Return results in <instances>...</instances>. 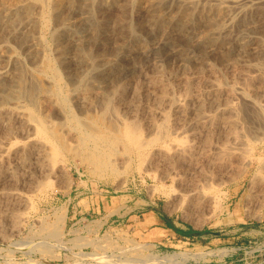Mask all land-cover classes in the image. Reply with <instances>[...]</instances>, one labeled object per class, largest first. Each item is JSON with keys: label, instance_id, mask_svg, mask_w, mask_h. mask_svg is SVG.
I'll return each instance as SVG.
<instances>
[{"label": "rangeland", "instance_id": "1", "mask_svg": "<svg viewBox=\"0 0 264 264\" xmlns=\"http://www.w3.org/2000/svg\"><path fill=\"white\" fill-rule=\"evenodd\" d=\"M5 1L0 0V9L4 13L14 7L12 2L18 1V3L15 2V6L24 1L33 3L32 12L35 21L33 25L24 27V30H31L34 36L41 39L38 43L31 42L30 44L28 42L27 45V42L23 43L15 32L22 27L20 21L17 23L19 26H16L15 22L12 27L7 23L0 22V70L4 65L7 66V76H10L8 84H11L10 86L15 89L17 82H14L13 78H16L21 71L24 72V76L28 75V78L25 77L28 87L35 85L34 83L39 79L45 80L42 83L48 94L44 95L43 92L38 95L39 91L35 94L39 97L36 96L33 99L22 97L9 102H3L0 99V264H75L72 255H81L80 248L73 247L69 240L82 235L96 237L100 233L101 236L109 226L119 224L126 225L127 228H134L137 240L152 241L160 245L155 249L151 245L149 250L133 252L140 257L150 253L160 256L157 254L158 251H179L182 253L172 254L176 256L182 254L183 259L177 258L175 262L182 264L187 259L185 252L194 250L204 258L205 261L201 264H264V112H262L264 111V78H261L262 72H264V9L250 18L251 21L246 25L251 24V26L238 25L235 26L236 29L233 28L234 31L232 29L230 32L232 37L229 35L230 42H232L231 45L229 44V52L219 49L203 54L193 48L189 50L186 47L183 48L185 44L177 30L158 28L155 31L156 39L146 34L148 28L144 24H147L150 18L151 0H137L138 4L133 9L130 6L131 0L113 2L112 0H97L96 8L97 11L100 10L99 17L108 21L105 23L110 36H108L106 44H96L95 48L106 52L111 58L121 42L119 31L115 28L117 24H113L119 22L118 20L122 18L123 14L126 16L123 18L140 20L144 27L142 39L136 46L138 53L126 56V59H130L134 65V71L137 72H134L133 69L132 72L129 71L130 69L121 72L113 70L111 73L114 74V78H112L107 77L109 75L104 72V66L99 67L95 72L91 71L88 65L84 61H80L79 56H76L74 47L68 48L69 52H66L63 59L58 57L57 40L55 35L53 37L54 31L58 27L56 25L58 16L55 8L53 11L51 10L56 1H61L60 11L63 15L66 13L65 16L68 18L71 14L72 17L70 16L69 20L75 21L76 19L78 21L80 15L82 17L84 13L74 11L73 7H69L75 0ZM63 1L65 2L63 3ZM179 1L181 3H178ZM185 1L175 0L174 3L168 4L169 6H163L159 12L170 17L175 13V9L179 5H183ZM51 3L53 4L51 5ZM36 20H39L38 25H36ZM31 26L36 27H33L34 32ZM83 30L82 34H87L89 31L88 27ZM204 30L205 27L200 26L193 33V44L201 37ZM18 33L20 32L18 31ZM239 33L242 37L238 35ZM81 36L78 34V37ZM161 36L165 40L166 38L171 39L174 43H170L168 48L165 46L162 53L149 54L148 58L142 51L157 45V42L162 40L159 38ZM243 39L246 42L243 41L241 44ZM239 43L241 46L238 45ZM35 45L40 49H37ZM29 46H34V48ZM11 51L19 55L18 57L21 56L20 69L5 63L7 57L12 53ZM86 66L88 70H86ZM141 68L143 71L140 70ZM159 69H162V72ZM66 71H70V74ZM213 72L214 74H211ZM35 73L38 74L39 79L36 78ZM102 74L103 76H101ZM156 74H160L159 82L151 80ZM82 75H87L86 80L84 79L85 82L78 80V77ZM94 79L100 80L98 86H92ZM185 80L187 83L191 80L190 83L195 85L192 87L190 85L188 90L185 87L187 86ZM87 82H91V84ZM55 84L58 87H54ZM230 85L235 89L245 88L254 102L246 101L239 95L234 96L233 92L230 94L227 91L228 87H231ZM161 89L166 93L164 91L162 93ZM51 91L53 92L49 94ZM107 93L114 94L108 99V97H104ZM121 93L124 95L123 97H121ZM95 95L97 96L94 97ZM116 95L118 96L116 97ZM250 104H255L256 109H253ZM178 105H181L182 108H179ZM16 107L20 113L16 112L18 110ZM34 115L38 121L35 120ZM29 118H34L35 121L29 120L28 122ZM201 121H205V123L200 124ZM27 122L29 125L33 124L29 126ZM42 122L46 127L48 126L49 136L47 135V137L49 140L45 133L39 132L38 134V131H35L36 126ZM108 122H112V125ZM129 124L138 126L140 134L137 132V140L132 139L134 135L128 131ZM11 125L12 128H10ZM227 126L232 129H228ZM55 130L57 131L55 132ZM111 130L114 134L110 132ZM163 131L173 132L174 135L183 139V145L194 148V157L199 162L201 170L198 167V171H194L198 174L192 173L194 175L191 177L194 185L192 187L195 188L193 195L184 194L187 182L174 179L172 165L162 163L163 160H160L155 152L165 148L162 141L163 133H165ZM111 135H114V139ZM115 135L120 138L118 137V139ZM59 137L66 140L63 141ZM103 138H106V141ZM141 138L146 139L142 140ZM154 138H157V142H154ZM109 139L112 140L109 141ZM184 140L187 141L184 142ZM129 141L130 143H126ZM61 142L65 144L67 142L68 147ZM173 142L176 141L173 140ZM127 145L129 149H127ZM114 146L118 148L115 150ZM7 148H10L11 153L7 154L5 151ZM24 151H27V155L24 154ZM44 154L45 156H43ZM223 160L226 161V164L220 167ZM98 161H102L106 165V168H101L103 172L99 169ZM65 208L68 209V214L64 232L68 244H61L54 239L47 240L57 254L60 253L58 256L45 255L41 251L33 249L32 245L36 241L38 243L35 244H39L45 238L46 231L42 229V224L53 223L56 213ZM15 214L19 215L18 225L13 221ZM155 216L169 219L182 232L178 233L173 228L167 230L170 227L166 221L154 223ZM146 225L151 226L146 228ZM190 229L198 230L200 234L190 235L188 233ZM139 243L142 244V242ZM83 247L81 249L91 255L86 257L87 262L78 264H97L98 261L91 258L95 246L85 244ZM71 249L75 250V254H70ZM129 256L133 257L134 255ZM98 264L109 263L99 261ZM153 264H160V262Z\"/></svg>", "mask_w": 264, "mask_h": 264}, {"label": "bare ground", "instance_id": "2", "mask_svg": "<svg viewBox=\"0 0 264 264\" xmlns=\"http://www.w3.org/2000/svg\"><path fill=\"white\" fill-rule=\"evenodd\" d=\"M5 1V0H4ZM21 1V0H20ZM39 1V0H38ZM105 1V0H104ZM108 1V0H107ZM113 1H116V0H112ZM141 1V0H139ZM147 1V0H146ZM152 1V9H151V14H150V18H149V21L147 22V24H144V25H147V32L146 34H148L149 36H153L152 38L156 39L155 37V31H157L158 28H171V29H174V30H177L178 33H180L181 37H182V40H183V43L185 44L184 47L188 48V50L190 48H193L194 50H197L203 54H205V52H213V51H216V50H221V49H225L226 51L225 52H229V44L232 42H230L231 38L230 36L232 37V35H230V32H232V29H236L235 26H238V25H246L249 23L250 18L252 16H255V14H259V12L261 10L264 9V0H186L184 2L183 5H179L174 11L175 13H173V15H171L170 17H167L163 14H161L159 11L160 9L165 6V5H168V4H172L174 3L175 0H151ZM149 1V2H151ZM6 2V1H5ZM18 3V1H15ZM15 2L13 3L12 2V5L14 6L13 8H10L6 13H4L3 10L0 9V22H4L7 23L8 26H13L16 22V26L18 25L17 23H19V21L21 22L22 24V27L20 29H18V31L20 33H18V31H15L17 33V36H20L21 38V41H23V43H26L27 42V45H28V42H31L32 43H38L40 41L39 37L37 36H34L33 33L31 32V30H28V31H25L24 30V27L27 28L26 26L28 25H33L34 23V18H33V12H32V4L30 1H24V2H21L19 4H17L15 6ZM53 2V1H52ZM65 1H63L64 3ZM70 2V1H69ZM68 2V3H69ZM99 2V1H98ZM111 2V1H110ZM119 2V1H118ZM2 3V2H1ZM47 3V2H46ZM54 3V2H53ZM51 3V5L53 4ZM68 3H66L68 5ZM96 3H97V0H75L71 5L69 6L70 8L73 7L72 10L74 11H82V13H84V15L81 17L80 15V19L78 21H70L69 20V17L71 16H65L66 13H62V11H60V8H61V1H56L55 2V5H53L54 7H52V10H54L55 8V11L57 13V16H58V24L56 23V25H58V27H56L57 29H55L54 31V34H53V37L55 35V38L57 40V49L56 51L58 50L59 51V54H58V57H60V59H63L64 58V55H66V52H69L68 51V48L70 47H74V49L76 50L75 53L77 54L76 56L80 58V61H84L88 67L90 68L91 71L95 72L96 70L99 69V67L101 66H104V72H106L107 77H112L114 78V74L111 73V71L113 70H118V71H122V70H125V69H130L129 71L132 72V69L134 71V65L130 62V59H126V56H130V55H133V53H138V49L136 48L137 46V43L142 39V36H143V25L142 23L140 22V20L138 21H135L133 20L132 18H123L125 16V14H123L122 12V18L120 20H118L119 22H116L115 24L113 25H116V29L119 31V34L120 37H121V42L118 46V49L117 51L115 52L114 56L111 58L109 56V54L107 55L106 52H102L101 50H98L95 48V45L96 44H106V42L108 41V36L109 33V29H108V26L106 25V21H104V19L100 18L99 17V14H100V10L97 11V8H96ZM130 6L132 7H136V5L138 4L137 3V0H131L130 1ZM178 3H181L180 1ZM183 3V2H182ZM101 4V2H100ZM103 4V3H102ZM109 4V3H108ZM5 5V4H4ZM70 5V4H69ZM129 5V4H128ZM3 6V5H1ZM98 6V4H97ZM107 6H110V5H107ZM169 6V5H168ZM4 7V6H3ZM12 7V6H11ZM106 7V6H105ZM167 7V6H166ZM8 8V7H7ZM108 8V7H107ZM125 8V7H124ZM168 8V7H167ZM166 8V9H167ZM175 8V7H174ZM6 9V8H5ZM99 9H102V8H99ZM104 9V8H103ZM130 9V8H129ZM128 9V10H129ZM131 9V10H132ZM135 9V8H134ZM165 9V7H164ZM35 10V9H34ZM67 11V10H66ZM69 11V10H68ZM102 11V10H101ZM105 11V10H104ZM138 11V10H137ZM164 11V10H163ZM163 11H161L162 13H164ZM103 12V11H102ZM132 12V11H131ZM169 12V11H168ZM68 13V12H67ZM81 13V14H82ZM106 13L108 14L107 10H106ZM119 13V12H118ZM133 13V12H132ZM170 13V12H169ZM53 14V12H52ZM55 14V13H54ZM69 14V13H68ZM74 14V13H73ZM106 14V15H107ZM67 15V14H66ZM102 15V13H101ZM121 15V14H119ZM118 15V16H119ZM169 15V14H168ZM48 16V15H47ZM54 16V15H53ZM104 16V14L102 15ZM261 16V15H259ZM72 17V16H71ZM78 17V16H77ZM75 17V18H77ZM106 17V16H105ZM126 17V16H125ZM38 18V17H37ZM79 18V17H78ZM71 19V18H70ZM119 19V18H118ZM253 19V18H252ZM259 20V19H258ZM39 20H36V25H38V22ZM106 22V23H105ZM3 24V25H4ZM2 25V26H3ZM6 25V26H7ZM46 25V24H45ZM55 25V26H56ZM19 26V25H18ZM200 26H204L205 27V30L203 31L204 33H202L200 36V38H198L197 42L195 44L192 43V35L193 33L200 27ZM248 26H251V24H249ZM246 25V27H248ZM5 27V26H4ZM15 27V26H14ZM32 27V26H31ZM34 27V26H33ZM32 27V31L34 28ZM85 27H88L89 31L87 34H82V30L85 28ZM8 28V27H7ZM23 28V29H22ZM54 28V27H53ZM238 28V27H237ZM242 28H245V27H242ZM252 28V27H251ZM201 29V28H200ZM233 29V31H234ZM250 29V27H249ZM253 29V28H252ZM15 30V29H14ZM112 30V28H111ZM240 30V29H239ZM85 31V30H83ZM167 31V30H166ZM199 31V30H198ZM202 31V30H200ZM252 31V30H250ZM34 32V31H33ZM237 32V30H236ZM234 33V32H233ZM36 34V32H35ZM78 34H82L81 37H78ZM165 34V33H163ZM38 35V34H37ZM176 35V34H175ZM179 35V36H180ZM230 35V36H229ZM236 35V34H235ZM238 35L241 36V33H239ZM1 36V35H0ZM251 36V35H250ZM113 37V36H112ZM146 37V36H145ZM175 37V36H173ZM237 37V36H236ZM242 37V36H241ZM245 37V35H244ZM18 38V39H20ZM117 38V37H116ZM147 38V37H146ZM160 39L162 38V40L158 41L157 42V45L155 46H151L150 48H147V49H144L142 51V53L146 56H148L149 54H155V53H162V51H164L163 49L165 48V46H167L168 48V45H170V43H174V41H172L171 39L168 40L166 38L163 39V37H159ZM180 38V37H179ZM234 38V37H233ZM258 38V37H257ZM262 38V37H261ZM148 39V38H147ZM151 39V38H150ZM175 39V38H174ZM197 39V38H196ZM237 39V38H236ZM235 39V40H236ZM239 39V38H238ZM241 39V38H240ZM260 39V38H258ZM75 42H74V41ZM178 40V39H176ZM155 41V40H154ZM157 41V40H156ZM179 41V40H178ZM239 41V40H238ZM243 41H245V39H243L241 42V44H243ZM257 41V40H256ZM74 42V44H73ZM194 42V41H193ZM235 42V41H234ZM246 42V41H245ZM42 43V42H41ZM262 43V42H261ZM29 44V45H30ZM40 44V43H39ZM44 44V43H43ZM139 44H142V43H139ZM150 44V43H149ZM152 44V43H151ZM230 44V45H231ZM249 44V42H248ZM148 45V44H147ZM154 45V43H153ZM182 45V43H181ZM180 45V46H181ZM240 45V43L238 44ZM245 45V44H244ZM262 45V44H260ZM37 47V45H35ZM234 46V45H233ZM236 46V44H235ZM241 46V45H240ZM249 46H252V45H249ZM8 47V45H7ZM11 47V46H10ZM24 47V46H23ZM30 47V46H29ZM41 47V46H40ZM141 47V46H140ZM182 47V46H181ZM244 47V46H242ZM263 47V46H262ZM30 48H34L33 47H30ZM29 48V49H30ZM39 47H37L38 49ZM112 48V47H111ZM146 48V47H145ZM179 48V47H178ZM240 48V47H239ZM248 48V47H247ZM26 49V48H25ZM40 49V48H39ZM116 49V48H115ZM31 50V49H30ZM166 50V49H165ZM243 50V49H242ZM245 50V49H244ZM27 51V50H26ZM41 51V50H39ZM38 51V53H40ZM105 51V50H104ZM141 51V50H140ZM175 51V50H173ZM185 51V50H184ZM12 53L7 57V61H3L5 63H9L8 65H11V66H14L18 69L21 68V56L18 57L19 55H17L14 51H11ZM14 52V53H13ZM17 52V51H16ZM29 53V51H27ZM36 52V51H35ZM72 52V51H71ZM188 52V51H187ZM37 53V52H36ZM182 53V52H181ZM198 53V52H196ZM74 55V53H72ZM184 54V53H183ZM194 54V52H193ZM220 54V53H219ZM35 55V54H34ZM48 55V54H47ZM140 55V54H139ZM142 55V54H141ZM188 55V54H187ZM224 55V54H223ZM30 56V55H29ZM143 56V55H142ZM179 56V55H178ZM227 56V55H226ZM4 57V56H3ZM39 57V56H38ZM66 57V56H65ZM74 57V56H73ZM68 58V56H67ZM71 58V57H70ZM149 58V56H148ZM182 58V57H181ZM184 58V57H183ZM182 58V59H183ZM208 58V57H207ZM226 58V57H225ZM230 58V57H229ZM35 59V58H34ZM59 59V58H57ZM135 59V58H134ZM138 59V58H137ZM46 60V59H45ZM67 60V59H66ZM58 61V60H57ZM133 61V60H131ZM190 61V60H189ZM66 61H64L65 63ZM78 62V61H77ZM76 62V64H77ZM203 62V61H202ZM229 62V61H228ZM38 63V62H37ZM42 63V62H40ZM45 63V62H44ZM48 63V62H46ZM58 63V62H57ZM59 63H60V60H59ZM58 63V64H59ZM67 63V62H66ZM85 63H80V64H85ZM203 63H206V62H203ZM51 64V62L49 63V65ZM54 64V62H53ZM62 64V63H61ZM74 65V64H73ZM71 65V66H73ZM211 65V64H210ZM209 65V66H210ZM25 66V65H24ZM47 66V65H46ZM56 66V64H55ZM60 66V65H59ZM63 66V65H61ZM68 66V65H67ZM70 66V67H71ZM78 66V64H77ZM80 66H83V65H80ZM208 66V67H209ZM37 67V66H36ZM51 67V66H50ZM54 67V66H53ZM76 67V65H75ZM88 67L86 66V70H88ZM184 67V66H183ZM190 67V66H189ZM45 68V67H44ZM47 68V67H46ZM64 68V67H63ZM66 68V66H65ZM69 68V67H68ZM164 68V67H163ZM188 68V67H187ZM213 68V67H211ZM215 68V67H214ZM260 68V67H259ZM58 69V68H57ZM80 69V68H78ZM210 69V68H208ZM216 69V68H215ZM16 70V69H15ZM47 70V69H46ZM49 70V69H48ZM64 70V69H63ZM71 70H74V69H71ZM76 70V69H75ZM84 70V71H86ZM142 70V68L140 69ZM158 70V69H157ZM162 70V69H161ZM159 69V71H161ZM164 70V69H163ZM260 70V69H259ZM17 71V70H16ZM19 71V70H18ZM21 71V70H20ZM19 71V72H20ZM25 71V70H24ZM60 71V70H59ZM143 71V70H142ZM10 72V71H9ZM29 72V71H28ZM31 72V71H30ZM32 72H35V71H32ZM58 72V71H57ZM68 72V71H66ZM70 72V71H69ZM68 72V74H70ZM76 72V71H75ZM98 72V71H97ZM119 72V73H120ZM134 72H137V71H134ZM162 72V71H161ZM13 73V72H12ZM27 73V72H26ZM37 73V72H36ZM35 73V75H36ZM73 73V71H72ZM71 73V74H72ZM77 73V72H76ZM89 73V72H88ZM118 73V74H119ZM157 73V72H156ZM159 73V72H158ZM199 73V72H198ZM15 74V73H14ZM13 74V75H14ZM40 74V73H39ZM55 74V73H54ZM62 74V73H61ZM66 74V73H65ZM74 74V73H73ZM123 74V73H122ZM133 74V73H132ZM131 74V75H132ZM211 74H214L211 73ZM8 75V71H7V66L4 65L1 70H0V91H1V94H0V99L3 101V102H9L10 100H13V99H20L22 97H29V98H32L36 96H38L40 93H43L44 95H47V91L44 89V86H43V83L45 82L40 80L38 77V74L36 75L39 79V81H36L34 84L35 85H32L30 87H28L26 84H27V81L25 80V77L28 78L26 75L24 76V72H20L18 74V76L16 78H13L14 82H17V88H13L11 87L10 85L11 84H8V77L10 76H7ZM11 75V74H10ZM16 75V74H15ZM43 75V74H42ZM67 75V74H66ZM78 75V73H77ZM76 75V76H77ZM96 75V74H95ZM116 75V74H115ZM139 75V73H138ZM12 76V75H11ZM30 76V75H29ZM41 76V75H40ZM57 76V75H55ZM69 76V75H68ZM93 76V75H92ZM103 76V74L101 75ZM212 76V75H211ZM43 77V76H42ZM61 77V76H60ZM75 77V76H74ZM73 77V78H74ZM159 77H160V74H156L151 80H153V82H157L159 80ZM264 78V72H262V76L261 78ZM76 78V77H75ZM80 81H84V79L86 80L87 78V75L84 76H79L78 77ZM91 78H94V77H91ZM119 78V77H117ZM140 78V77H139ZM147 78V77H146ZM217 78V77H216ZM104 79H105V76H104ZM56 80V79H55ZM91 80V79H89ZM103 80V79H101ZM110 80H113V79H110ZM137 80V79H136ZM149 80V78L147 79V81ZM160 80H161V77H160ZM162 80H163V77H162ZM187 80V79H186ZM185 80V81H186ZM11 81V80H10ZM29 81V80H28ZM33 81V80H31ZM88 81V80H87ZM99 79H94L92 80V86H98V83H99ZM114 81V80H113ZM117 81V80H116ZM146 81V80H145ZM188 81V80H187ZM186 81V83H187ZM190 82H192L191 80H189ZM43 82V83H42ZM49 82V81H48ZM60 82V81H59ZM62 82V80H61ZM85 82V81H84ZM108 82V81H107ZM140 82V81H139ZM152 82V81H151ZM150 82V83H151ZM159 82V81H158ZM188 82V83H190ZM215 82V81H214ZM33 84V82H31ZM69 83V82H68ZM88 84H91V82H87ZM103 83V82H102ZM109 83V82H108ZM149 83V85H150ZM187 83V86H185L188 90L190 89V85L191 87L194 86L192 85L191 83L188 84ZM195 83V82H194ZM197 83V82H196ZM221 83V82H220ZM50 84V82H49ZM111 84V82H110ZM114 84V83H113ZM112 84V85H113ZM138 84V83H137ZM182 84V83H181ZM214 84V83H213ZM13 85V84H12ZM29 85H31L29 83ZM57 84H55L54 87H58L56 86ZM102 85V84H101ZM126 85V84H125ZM179 85V84H178ZM215 85V84H214ZM220 85V84H219ZM234 85V84H232ZM232 85H230L231 87H228V90L230 94H234V96L236 95H239L240 97H243L246 101H249V102H254L252 99H251V96L248 95V93L246 92L245 88H241L239 87L238 89H234L232 88ZM100 86V85H99ZM106 86V85H105ZM109 86V85H108ZM135 86V85H134ZM159 86V85H158ZM163 86H165L163 84ZM218 86V85H217ZM76 87V86H74ZM87 87V86H86ZM113 87V86H112ZM156 87V86H154ZM198 87V86H197ZM220 87V86H219ZM244 87V86H243ZM79 88V87H78ZM97 88V87H96ZM137 88V87H136ZM152 88V87H151ZM167 88V87H166ZM170 88V87H169ZM185 88V89H186ZM217 88V87H216ZM47 89V88H46ZM55 89V88H54ZM57 89V88H56ZM86 89V88H85ZM99 90V88H97ZM108 89V88H107ZM122 89V88H121ZM127 89V88H126ZM163 89V88H162ZM161 89V90H162ZM165 89V88H164ZM198 89V88H196ZM60 90V88H59ZM62 90V89H61ZM83 90V89H82ZM102 90V89H101ZM113 90V89H112ZM118 90V89H116ZM124 90V89H122ZM121 90V91H122ZM166 90V89H165ZM169 90V89H168ZM40 91V92H39ZM75 91V90H74ZM107 91V90H106ZM164 90H162V93H163ZM37 92L38 95H35ZM53 91L49 92L52 93ZM55 92H58V91H55ZM55 92L53 93V95L55 94ZM64 92V91H63ZM86 92V90H85ZM104 92V91H103ZM134 92V91H133ZM137 92V91H136ZM135 92V93H136ZM160 92V91H159ZM165 92V91H164ZM186 92V91H185ZM192 92V91H191ZM161 93V95H162ZM166 93V92H165ZM189 93V92H188ZM187 93V94H188ZM63 94V93H62ZM104 94V93H103ZM114 93H112L113 95ZM122 94V93H121ZM134 94V93H133ZM160 94V93H159ZM158 94V95H159ZM170 94V93H169ZM42 95V94H41ZM40 95V97H41ZM88 95V94H87ZM86 95V96H87ZM94 95V94H93ZM112 95H110L109 93L105 94L104 97H108V99H110L109 97H112ZM140 95V94H139ZM171 95V94H170ZM89 96V95H88ZM97 95H95L94 97H96ZM102 96V94H101ZM118 95H116L117 97ZM120 96V95H119ZM124 95L122 94L121 97H123ZM164 96V95H162ZM177 96V95H176ZM191 96V95H190ZM230 96V95H229ZM238 96V97H239ZM39 97V96H38ZM46 97V96H45ZM48 97V96H47ZM53 97V96H51ZM56 97V96H55ZM133 97V96H132ZM138 97V96H137ZM158 97V96H157ZM254 97V96H253ZM34 98V99H35ZM66 99V98H65ZM107 99V100H108ZM38 100V99H37ZM106 100V98H105ZM57 101V100H56ZM55 101V102H56ZM58 102V101H57ZM245 103V102H244ZM109 104V103H108ZM256 104V103H255ZM254 104V105H255ZM258 104V103H257ZM251 106H253V109L255 108L254 105L250 104ZM179 108H182L181 105H178ZM231 106V105H230ZM248 106V105H246ZM17 108V107H16ZM16 108H12L13 110L16 109ZM18 109V108H17ZM106 109V108H105ZM230 109V108H228ZM232 109V108H231ZM256 109V108H255ZM258 109V108H257ZM261 109V108H260ZM62 110V109H61ZM235 110V109H233ZM105 111V110H104ZM107 111V110H106ZM16 112H19V109L16 111ZM15 112V113H16ZM184 112V111H183ZM232 112V111H231ZM255 112V111H254ZM264 112V111H262ZM261 112V115H263ZM20 113V112H19ZM37 113V112H36ZM18 115V113H16ZM30 114V113H29ZM32 114H34L32 112ZM20 115V114H19ZM40 115V114H39ZM73 115V114H72ZM109 115V114H108ZM260 115V116H261ZM85 116V115H84ZM33 117V115H32ZM36 117V115H34V118ZM107 117V116H105ZM33 118V119H34ZM47 118V117H46ZM75 118V116H74ZM222 118V117H221ZM248 118V117H247ZM31 118H29L27 121L29 122V120H32L35 121L38 119L35 118V120H33ZM48 119V118H47ZM228 119V118H227ZM45 120V118H44ZM107 120V119H106ZM105 120V121H106ZM182 120V119H181ZM222 120V119H220ZM224 120V119H223ZM36 121V122H37ZM48 121V120H47ZM82 121V120H81ZM99 121V120H98ZM104 121V122H105ZM109 121V120H108ZM211 121V120H210ZM255 121V120H254ZM1 122V121H0ZM27 122V123H28ZM84 122V121H83ZM89 122V121H88ZM91 122V121H90ZM101 122V120H100ZM223 124V121H221ZM31 123V122H30ZM93 123V122H92ZM109 124H111L110 122H108ZM116 123V122H115ZM130 123V122H129ZM132 123V122H131ZM137 123V122H136ZM205 121H201L200 124H204ZM209 123V122H208ZM225 123L226 120H225ZM233 123V122H232ZM237 123V122H236ZM261 123V122H260ZM259 123V124H260ZM26 124V123H25ZM33 124V123H32ZM31 124V125H32ZM35 124V123H34ZM48 124V123H46ZM99 124V123H98ZM117 124V123H116ZM29 125V123H28ZM29 125V126H31ZM93 125V124H92ZM107 126H109L108 124H106ZM112 125V124H111ZM186 125V124H185ZM237 125V124H236ZM51 126V124H50ZM58 126V125H57ZM81 126V125H80ZM100 126V125H99ZM115 126V125H114ZM125 126V124H124ZM129 128H128V131H130L133 135V140H137L138 139V135H137V132H138V126L135 125V124H129L128 125ZM141 126V125H140ZM180 126V125H179ZM201 126V125H200ZM224 126V125H223ZM226 126V125H225ZM224 126V127H225ZM235 126V125H234ZM14 127V126H13ZM25 127V126H24ZM48 127V126H47ZM46 125L42 122V123H39L37 126H36V130L35 131H38V134L39 132H42V133H45L46 134V137L48 135V132H47V128ZM54 127V126H53ZM112 127V126H111ZM117 127V126H116ZM212 127V126H211ZM228 127V126H227ZM239 127V126H238ZM10 128H12V125L10 126ZM30 128V127H29ZM82 128V127H81ZM95 128V127H94ZM110 128V127H109ZM231 127H228V129H230ZM31 129V128H30ZM34 129V127H33ZM102 129V128H100ZM120 129V128H119ZM122 129V127H121ZM232 129V128H231ZM238 130V128H236ZM49 130V129H48ZM54 130V129H52ZM51 130V131H52ZM113 130H117V129H113ZM113 130H111L110 132L113 133ZM9 131V129H8ZM57 130H55L56 132ZM121 131V130H120ZM119 131V132H120ZM124 131V130H123ZM169 131V130H168ZM229 131V130H228ZM54 132V133H55ZM80 132V131H79ZM102 132V131H101ZM104 132V131H103ZM165 132V133H163ZM162 133L164 134L163 136V142H164V147L165 148H162L161 150L159 151H155L156 154H158V157H160V160L162 159V163L165 162V163H168L170 166L172 165V174L174 177V179L176 180H184L185 182H187V186L185 188V191L186 193L184 192V194L190 196V195H193L194 194V190L195 188L192 187L194 186L193 185V181H192V176H194L192 173H197L198 172H194L195 170H197V168L199 167V162L195 159L194 157V148L192 146H189V147H186V145H183L182 144V140L181 138H179L178 136L174 135L173 132H167V131H163ZM230 132V131H229ZM37 133V132H35ZM53 133V132H52ZM91 133V132H90ZM93 133V132H92ZM122 133V132H120ZM124 133V132H123ZM139 133V132H138ZM235 133V132H234ZM41 134V133H40ZM57 134V133H55ZM98 134V133H97ZM96 134V135H97ZM108 134V133H107ZM114 134V133H113ZM116 134V132H115ZM119 134V133H118ZM117 134V135H118ZM140 134V133H139ZM160 134V133H159ZM58 135V134H57ZM88 135V134H87ZM99 135V134H98ZM103 135V133H102ZM106 135V133H105ZM109 135V134H108ZM120 135V134H119ZM125 135V134H124ZM41 136V135H40ZM45 136V135H44ZM49 136V135H48ZM58 136H61L62 135H58ZM91 136V135H90ZM112 136V135H111ZM116 136V135H115ZM122 136V135H121ZM232 136V135H231ZM10 137V136H9ZM8 137V139H9ZM59 137V138H61ZM78 137V136H77ZM76 137V138H77ZM105 137V136H104ZM113 139H114V135L112 136ZM117 138L119 136H116ZM125 137V136H124ZM142 137V136H141ZM53 139V137H51ZM58 138V139H59ZM90 138V137H88ZM92 138V137H91ZM111 138V137H109ZM116 138V139H117ZM120 138V137H119ZM118 138V139H119ZM232 138V137H231ZM235 138V137H234ZM233 138V139H234ZM237 138V137H236ZM11 139V138H10ZM46 139V138H45ZM44 139V140H45ZM48 139V137H47ZM57 139V140H58ZM86 139V138H85ZM105 139L106 141V138H103ZM140 139V138H139ZM142 140L146 139V138H141ZM12 140V139H11ZM10 140V141H11ZM49 140V139H48ZM60 140V139H59ZM61 140H66V139H62ZM97 140V139H96ZM112 140V139H111ZM109 139V141H111ZM161 140V139H160ZM159 140V141H160ZM170 140V141H169ZM173 140H175L176 142H173ZM235 140V139H234ZM238 140V139H237ZM82 141V139H81ZM85 141V140H84ZM90 141V139H89ZM116 141V140H114ZM120 141V140H119ZM153 141V139H152ZM187 141V140H184V142ZM35 142V141H34ZM91 142V141H90ZM96 142V141H95ZM99 142V140H98ZM135 142V141H134ZM142 142V141H141ZM149 142V141H147ZM154 142H157V138L155 139L154 138ZM181 142V143H180ZM9 143V141H8ZM38 143V142H37ZM55 143V142H54ZM63 144H65L64 142H61ZM70 143V142H69ZM82 143H85V142H82ZM97 143V142H96ZM126 143H130L129 142H126ZM159 143V142H158ZM11 144V143H10ZM36 144V142H35ZM66 144H68L66 142ZM65 144V145H66ZM95 144V143H94ZM100 144V143H99ZM104 144V143H102ZM111 144H113L111 142ZM125 144V143H124ZM136 144V143H134ZM148 144V143H147ZM239 144V143H237ZM34 145V143H33ZM38 145V144H37ZM36 145V146H37ZM43 145V144H42ZM41 145V147H42ZM56 145V144H55ZM58 145V143H57ZM107 145V143H106ZM109 145V144H108ZM129 145V144H128ZM127 145V149H129V146ZM143 145V144H142ZM162 145V144H161ZM208 145V144H207ZM67 146V145H66ZM65 146V147H66ZM97 146V145H96ZM132 145H130L131 147ZM139 146V145H137ZM148 146V145H147ZM146 146V147H147ZM159 146V145H158ZM16 147V146H15ZM58 147H61V146H58ZM68 147V146H67ZM99 147V146H98ZM110 147V146H109ZM115 147V146H114ZM125 147V146H124ZM133 147V146H132ZM156 147V146H154ZM19 148V147H18ZM40 148V147H39ZM118 147L116 146L115 147V150L117 149ZM126 148V147H125ZM124 148V149H125ZM148 148V147H147ZM146 148V149H147ZM198 148V147H197ZM236 148V147H235ZM14 149V148H13ZM12 149V150H13ZM22 149V148H21ZM30 149V148H29ZM34 149V148H33ZM44 149V147H43ZM42 149V150H43ZM68 149V148H67ZM101 149V148H100ZM105 149V148H104ZM144 149V148H143ZM10 148H7L5 151L7 152V154L11 153L10 151ZM11 150V151H12ZM35 150V149H34ZM37 150H39L37 148ZM55 150V148H54ZM58 150V149H57ZM61 150V149H59ZM106 150V149H105ZM114 150V149H112ZM145 150V149H144ZM237 150V149H236ZM16 152V150H14ZM101 151V150H100ZM138 151V150H137ZM151 151V150H150ZM238 151V150H237ZM25 152V151H24ZM27 152V151H26ZM26 152L24 154H26ZM36 152V151H35ZM55 152V151H54ZM103 152V151H102ZM110 152V151H109ZM114 152V151H113ZM116 152V151H115ZM140 152V151H139ZM225 152V151H224ZM240 152V151H239ZM23 153V152H22ZM29 155H30V152H28ZM32 153V152H31ZM120 153V152H119ZM137 153V152H136ZM227 153V151L225 152ZM233 153V152H232ZM15 154V153H14ZM38 154V153H37ZM42 154V153H41ZM108 154V152H107ZM139 154V153H138ZM142 154V153H141ZM155 154V155H156ZM234 154V153H233ZM242 154V153H241ZM245 154V153H244ZM11 155V154H10ZM23 155V154H22ZM27 155V154H26ZM77 155V154H76ZM144 155V154H143ZM147 155V154H146ZM229 155V154H228ZM45 156V154L43 155ZM142 156V155H141ZM237 156V155H236ZM248 156V155H247ZM8 157V156H7ZM25 157V156H24ZM151 157V156H149ZM155 157V156H154ZM229 157V156H228ZM231 157V156H230ZM10 158V157H9ZM9 158H6L7 160ZM23 158V157H22ZM26 158V157H25ZM116 158V157H115ZM227 158V157H226ZM246 158V157H245ZM41 159V158H40ZM103 159V158H102ZM158 159V158H157ZM222 159V158H221ZM224 159V158H223ZM231 159V158H230ZM228 159V160H230ZM247 159V158H246ZM6 160V161H7ZM45 160V159H44ZM54 160V159H53ZM94 160V159H93ZM104 160V159H103ZM38 161V160H37ZM108 161H111L108 159ZM154 161V160H153ZM158 161V160H157ZM224 161V160H223ZM223 161H220V162H223ZM247 161V160H245ZM244 161V162H245ZM36 162V161H35ZM92 162H95V161H92ZM97 162V161H96ZM125 162V161H124ZM131 162V161H130ZM155 162V161H154ZM160 162V161H159ZM158 162V163H159ZM225 162V163H224ZM223 163H220V167L221 166H224L226 164V161H224ZM229 162V161H228ZM42 163L44 164V162L42 161ZM123 163V162H122ZM157 163V164H158ZM164 163V165H166ZM96 164V163H95ZM98 166L100 167L99 169L105 167L106 165H104V163L102 161H98ZM108 164V163H107ZM120 164V163H119ZM155 164V163H154ZM160 164V163H159ZM110 165V164H109ZM201 165V164H200ZM217 165V164H216ZM37 166V165H36ZM43 166V165H41ZM49 166V165H48ZM114 166V165H113ZM117 166V165H116ZM111 167V165H110ZM106 168V167H105ZM112 168V167H111ZM203 168V167H202ZM43 169V168H42ZM104 169V168H103ZM115 169V167H114ZM170 169V168H168ZM200 169V167H199ZM96 170V169H94ZM98 170V169H97ZM116 170V169H115ZM171 170V169H170ZM169 170V171H170ZM201 170V169H200ZM99 171V170H98ZM101 171L103 172V170L101 169ZM198 171V170H197ZM100 172V171H99ZM98 172V173H99ZM118 172V171H117ZM171 172V171H170ZM169 172V173H170ZM196 175V174H195ZM168 177V176H167ZM173 179V180H174ZM14 180H15V177H14ZM37 181V180H36ZM161 181V180H160ZM184 181H182L184 183ZM46 182V181H45ZM198 182V181H196ZM195 182V183H196ZM180 183V182H179ZM182 184V183H181ZM199 186V184H198ZM9 187V186H8ZM7 188V187H6ZM7 190V189H6ZM37 190V189H36ZM202 191V190H201ZM188 192V193H187ZM183 193V192H182ZM9 194V193H8ZM11 194V193H10ZM202 195V194H201ZM168 196V195H167ZM197 196V195H196ZM255 196V195H254ZM184 197V196H183ZM192 197V196H191ZM199 197V196H198ZM213 200V199H212ZM214 201V200H213ZM21 202V201H20ZM250 202V201H249ZM248 202V203H249ZM16 203V202H15ZM247 203V204H248ZM169 205V204H168ZM58 211V210H57ZM60 211V210H59ZM17 212V211H15ZM67 214H68V209L65 208L63 211L59 212V213H56V218H55V221L52 223L50 222V224L48 223H43L42 224V229H44L46 232V235H45V238L43 241L39 242V244H35V243H38L37 241L32 245V248L37 250V251H41L43 254L45 255H49L51 254L52 256H58V253L56 252V250L53 249V247L51 245L48 244L47 240L48 239H54L56 241H58L59 243L61 244H66L68 242V240L65 239V227H66V224H67ZM21 215V214H20ZM13 216V215H12ZM11 216V217H12ZM14 224H16L17 222H19V215H16L14 216ZM18 225V223H17ZM41 229V230H42ZM35 230V229H34ZM89 231H92V230H89ZM94 232V230H93ZM90 233V232H89ZM96 234V233H95ZM94 234V235H95ZM43 235V234H42ZM99 237L98 234L96 237H89V236H78L74 239H71L69 240V242L71 241V243L73 244L72 246L73 247H77V248H80V253L82 256H90L91 253H86V252H83L81 251V247H83L85 244H93L94 246H96V248H101V245H97L96 242L99 240ZM104 238V242H106L107 244L111 243L110 239H107L108 236L106 235ZM131 242V246H129V250H138L139 248L141 249H145L146 247H148L149 245L147 244H141L139 243L138 241H135V240H130ZM52 243V241H51ZM105 243V245H106ZM24 244V243H23ZM68 244V243H67ZM114 244V243H112ZM105 245L103 246V248H105ZM54 246V245H53ZM60 247H62L61 245H59ZM67 246V245H66ZM65 246V247H66ZM113 247H117L116 245ZM69 248V247H68ZM124 251V250H123ZM28 252V251H27ZM141 252V251H140ZM144 253V252H143ZM207 253V252H206ZM75 254V253H74ZM77 254V253H76ZM85 254V255H83ZM92 255H96L95 253ZM182 256V254H180ZM94 257V256H93ZM95 258H97L95 256ZM100 259H103L101 261H104L105 263H112L113 262V258L112 256L110 255H101L99 256ZM177 258H180V256H176L175 254H169V255H166V256H157V255H153V254H149V255H144V256H136V257H130L128 258L126 261L122 262L121 264H125V263H128V264H132V263H135V264H153V263H159L161 264V262H163V264H165V262L167 261H171V262H176V259ZM130 259V260H129ZM120 261V259H119ZM73 263V262H72ZM98 264V262H97Z\"/></svg>", "mask_w": 264, "mask_h": 264}, {"label": "built area", "instance_id": "3", "mask_svg": "<svg viewBox=\"0 0 264 264\" xmlns=\"http://www.w3.org/2000/svg\"><path fill=\"white\" fill-rule=\"evenodd\" d=\"M135 229L134 228H127L126 225L123 224H119V225H114V226H109V228L107 230H105V233H103L100 236V233H98L99 240L96 242V244L101 245V248H96L95 246V251L93 252V254L95 253L97 258H94L93 256L91 257L92 259H94L95 261H101L103 259H100L99 256L103 255H110L113 258V262L111 264H121L122 262L126 261L128 258H130L129 255H134L135 257L137 256L136 254H134L133 252H137L138 250H143L141 248H139L138 250H129V246H131V242L130 240H136L139 242L147 243L149 246L153 245V248H158L160 245L152 242V241H140L136 239L135 236ZM108 236L107 239H110L111 243L107 244L106 242H104V238L105 236ZM97 236V235H96ZM106 243V245H105ZM114 243V244H112ZM105 245V248H103V246ZM113 245L117 246V247H113ZM149 246L146 247L144 249V251L149 250ZM85 248V247H83ZM151 248V249H153ZM72 251L71 253H75V250L71 249ZM124 250V251H123ZM81 251L85 252L83 249H81ZM79 252V251H78ZM87 253V252H86ZM172 253H182V252H177V251H173V252H163V251H158L157 254H159L160 256H166ZM185 253H187V259L185 260L184 263L182 264H201L204 260L203 257L199 256L198 253H196V251L194 250H189L186 251ZM72 259L74 260L75 264L81 263V262H87V258L86 256H82V255H72ZM88 257V256H87ZM181 259L182 256H180ZM120 259V261H119ZM130 260V259H129ZM128 264V263H125ZM135 264V263H132ZM166 264H177L175 262H167Z\"/></svg>", "mask_w": 264, "mask_h": 264}, {"label": "trees", "instance_id": "4", "mask_svg": "<svg viewBox=\"0 0 264 264\" xmlns=\"http://www.w3.org/2000/svg\"><path fill=\"white\" fill-rule=\"evenodd\" d=\"M164 219H165V221L167 222V225L170 227V228H173L175 231H177L178 233H181L182 232V230L180 229V228H178V227H176L175 225H173V223L169 220V219H167V218H165L164 217ZM190 235H199L200 234V231H198V230H195V229H190V231L188 232Z\"/></svg>", "mask_w": 264, "mask_h": 264}, {"label": "crops", "instance_id": "5", "mask_svg": "<svg viewBox=\"0 0 264 264\" xmlns=\"http://www.w3.org/2000/svg\"><path fill=\"white\" fill-rule=\"evenodd\" d=\"M161 221H165V219L162 218V217H160V216H155V221H154V223H159V222H161ZM154 223H153V224H154ZM149 226H151V225H146L145 227L147 228V227H149ZM169 229H171V228H167V230H169Z\"/></svg>", "mask_w": 264, "mask_h": 264}]
</instances>
